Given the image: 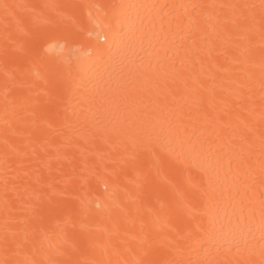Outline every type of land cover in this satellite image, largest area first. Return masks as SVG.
Instances as JSON below:
<instances>
[{"label": "bare ground", "instance_id": "bare-ground-1", "mask_svg": "<svg viewBox=\"0 0 264 264\" xmlns=\"http://www.w3.org/2000/svg\"><path fill=\"white\" fill-rule=\"evenodd\" d=\"M261 197L264 0H0V261L264 264Z\"/></svg>", "mask_w": 264, "mask_h": 264}, {"label": "snow or ice", "instance_id": "snow-or-ice-1", "mask_svg": "<svg viewBox=\"0 0 264 264\" xmlns=\"http://www.w3.org/2000/svg\"><path fill=\"white\" fill-rule=\"evenodd\" d=\"M9 7L8 5H5V8ZM112 7L114 8H120V9H127L128 7H134V6H125V5H119V6H116V5H113ZM175 7V6H174ZM181 9H186V8H191L193 10H196V9H199V8H202V7H220V8H225V7H231V8H235L236 6L234 5H207V6H204V5H197V4H192V5H180L179 6ZM125 13H122V15H124ZM118 22H125L127 23V25L129 26V30L132 31L133 30V22L131 19H128L126 21H121L120 18L118 17ZM188 21L190 22V24H193L194 25V18L193 17H188ZM195 43V38H193V45ZM190 53H191V58L193 61H196L199 59L200 57V54H201V49H197L195 46H193L191 49L188 50ZM49 84L51 86V88L53 89L54 91V98H58L61 91L63 90V84H62V80L60 78H53L49 81ZM96 85H94L95 87ZM239 103V101H238ZM6 145H7V141H5ZM163 143H167V138H164L163 140ZM8 147V150L10 151H15V149L11 146V145H7ZM7 183V182H5ZM14 187V186H13ZM6 191H7V188H6ZM261 200H262V211H264V197H261ZM5 205H6V211L7 212H11L12 209L11 207L9 206V202L7 199H5L4 201ZM5 224H7V221L5 222ZM10 230L7 229V227H5V237H4V245H5V248L7 249L9 246H10V241H9V238H8V235L7 233L9 232ZM13 235H15V233H13ZM225 243L229 246V249L230 250H235L234 248H232V244L233 243H236L237 246L239 244V241H225ZM144 251V258L141 259V260H137L136 261V264H156L155 261L151 260L149 258V252L147 250H143ZM0 264H5L4 261H0ZM16 264H20V262H16ZM25 264H28V262H25ZM30 264H35V261H32L30 262ZM83 264H102V262H97V261H84Z\"/></svg>", "mask_w": 264, "mask_h": 264}]
</instances>
